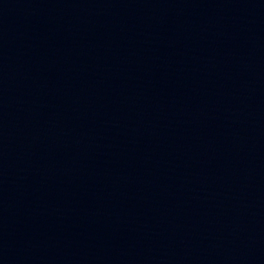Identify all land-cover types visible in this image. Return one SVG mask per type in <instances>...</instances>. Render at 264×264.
<instances>
[{"label":"water","instance_id":"1","mask_svg":"<svg viewBox=\"0 0 264 264\" xmlns=\"http://www.w3.org/2000/svg\"><path fill=\"white\" fill-rule=\"evenodd\" d=\"M0 264H264V0H0Z\"/></svg>","mask_w":264,"mask_h":264}]
</instances>
